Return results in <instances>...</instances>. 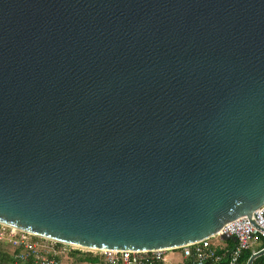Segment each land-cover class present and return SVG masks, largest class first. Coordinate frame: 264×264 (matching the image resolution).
Returning <instances> with one entry per match:
<instances>
[{
  "label": "water",
  "instance_id": "95a60500",
  "mask_svg": "<svg viewBox=\"0 0 264 264\" xmlns=\"http://www.w3.org/2000/svg\"><path fill=\"white\" fill-rule=\"evenodd\" d=\"M263 202L264 0H0V224L170 249Z\"/></svg>",
  "mask_w": 264,
  "mask_h": 264
},
{
  "label": "built area",
  "instance_id": "2783aa9c",
  "mask_svg": "<svg viewBox=\"0 0 264 264\" xmlns=\"http://www.w3.org/2000/svg\"><path fill=\"white\" fill-rule=\"evenodd\" d=\"M216 237L218 243L212 240ZM225 237L231 238L234 245L230 246ZM261 239H264V202L254 210L253 222L244 215L227 222L208 238L170 249H180L190 264H237L242 251H257L254 244L260 245ZM0 240L13 248L14 260L30 264H62L63 259L84 254L98 256L103 264H161L165 251L169 250L94 249L35 235L4 224H0Z\"/></svg>",
  "mask_w": 264,
  "mask_h": 264
},
{
  "label": "trees",
  "instance_id": "16d2710c",
  "mask_svg": "<svg viewBox=\"0 0 264 264\" xmlns=\"http://www.w3.org/2000/svg\"><path fill=\"white\" fill-rule=\"evenodd\" d=\"M227 242L230 246L234 245V241L231 238L228 239ZM262 247H264V239H261V243L257 247L256 250H258ZM251 252H252L251 249H247V250L242 251L237 264H246V261L249 258ZM8 258H10V257H8V253H3L0 256V264H3L6 260L8 261ZM78 259L80 261H91V262H96L97 264H103L102 261L99 260L96 255H92V254H84V255L78 257ZM25 264H30V263H25ZM252 264H264V254L253 259Z\"/></svg>",
  "mask_w": 264,
  "mask_h": 264
},
{
  "label": "crops",
  "instance_id": "0c3cea01",
  "mask_svg": "<svg viewBox=\"0 0 264 264\" xmlns=\"http://www.w3.org/2000/svg\"><path fill=\"white\" fill-rule=\"evenodd\" d=\"M80 256L66 258L67 260L76 261V264H97L91 261H80L78 259ZM100 260V258L97 256ZM161 264H190V260L183 257L180 249H169L165 251V258Z\"/></svg>",
  "mask_w": 264,
  "mask_h": 264
},
{
  "label": "rangeland",
  "instance_id": "374dc122",
  "mask_svg": "<svg viewBox=\"0 0 264 264\" xmlns=\"http://www.w3.org/2000/svg\"><path fill=\"white\" fill-rule=\"evenodd\" d=\"M213 242L215 243H218V239L217 237L216 238H213L212 239ZM259 246V244H254V248L256 249L257 247ZM12 247L9 246L8 243H6L5 241H2L0 240V256L3 254V253H8V261L6 260L3 264H25L24 262L22 261H16L12 258ZM11 255V256H10ZM76 261H71V260H67V259H63L62 260V264H76L75 263Z\"/></svg>",
  "mask_w": 264,
  "mask_h": 264
}]
</instances>
